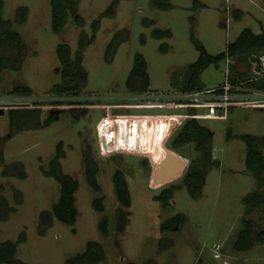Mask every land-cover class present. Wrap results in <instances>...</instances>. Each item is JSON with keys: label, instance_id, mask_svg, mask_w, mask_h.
Masks as SVG:
<instances>
[{"label": "rangeland", "instance_id": "obj_1", "mask_svg": "<svg viewBox=\"0 0 264 264\" xmlns=\"http://www.w3.org/2000/svg\"><path fill=\"white\" fill-rule=\"evenodd\" d=\"M113 1L79 0L77 14L85 19V24L79 26L69 8L66 26L56 33L52 29L51 0H5L4 18L12 20L13 29L21 34L24 51L20 70L5 69L0 74V101L33 97L38 99L33 106L10 108L39 109L42 117L41 126L12 134L9 115H0V145L5 157L0 162V196L7 198L14 208L7 220L0 219V242L16 241L26 232V241L18 244L17 257L27 264H65L68 258L83 252L91 240L99 241L106 251V259L100 264H146L148 260L157 264H264V244L256 243L245 251L234 247L247 207L243 197L252 192L264 194V185H259L246 171L247 146L239 137L244 133L264 136V101L260 105L218 110L190 103L167 104L168 100L163 101L167 103L131 101L128 97L139 94L129 92L126 87L134 56L142 53L148 63L151 85L149 91L140 94H178L190 64L200 55L192 37L199 38L209 53L217 55L226 51L245 28L263 33L264 0H170L173 7L169 10L157 8L152 0H118L116 16L101 17ZM22 6H27L29 13L20 22L17 11ZM98 19L101 27L94 33L92 24ZM157 28L170 29L172 35L155 38L152 32ZM123 29L127 30L128 38L107 59L108 44ZM83 32L88 37L95 36L85 49L80 48ZM165 42L168 50L164 52L161 45ZM61 43L70 45L74 61L81 53L87 72L82 74L85 79L82 90L69 89L63 93L55 90L59 83L69 85L75 70H70L64 80L58 53ZM250 61L240 59L236 66L240 72L254 77ZM227 67L226 61L208 67L201 75L206 87L227 81L230 78ZM175 82H179L178 87L173 86ZM19 86L30 87L32 93L16 92ZM240 86L247 93L256 90L246 84ZM55 97L62 100L53 102ZM166 104L168 107L163 108ZM96 105L100 108L96 109ZM191 112L225 114L223 118L197 117L213 132V157L218 160V165L210 169L198 200L181 183L199 152L193 144L182 148L187 156L171 148L176 132L187 120L181 115ZM124 119L137 122L141 131L134 124L127 125L128 128H122V124L119 128L111 124L103 126L109 148H116L102 152L100 124ZM179 123L178 129L167 137L168 127ZM132 132L135 137H131ZM55 157L58 169L79 182L75 194L79 213L75 224L56 218L41 235L40 213L51 210L61 196V183L44 172L52 169ZM88 157L99 166V192L87 181ZM17 165L26 171V178L3 175L5 169L13 170ZM117 170L125 173L132 194V206L126 208L131 221L124 233L117 230L116 211L122 206L113 181ZM172 184L177 190L170 206L154 199L155 194ZM17 193L23 199L21 203L16 200ZM97 198L104 202L103 211L94 206ZM179 213L187 216L186 223L164 233L162 224ZM104 216L109 219L108 236L102 234L99 226ZM251 216L256 231L264 229V204L253 210Z\"/></svg>", "mask_w": 264, "mask_h": 264}, {"label": "trees", "instance_id": "obj_2", "mask_svg": "<svg viewBox=\"0 0 264 264\" xmlns=\"http://www.w3.org/2000/svg\"><path fill=\"white\" fill-rule=\"evenodd\" d=\"M79 0H51L52 4V29L54 32H61L66 26L69 8L75 13V19L79 26L85 24V19L77 14ZM153 5L162 10L171 9L172 3L170 0H152ZM118 0H114L105 10L101 17H114L117 13ZM5 0H0V74L5 70H20L23 61L24 43L22 42L21 34L13 29L12 20L4 18ZM29 8L22 6L18 8L17 17L20 22L27 19ZM241 15L237 12V17ZM101 27L100 19L95 20L92 24L93 32L96 33ZM155 38L161 39L170 37L172 31L170 29H154L152 32ZM128 38L126 29L118 31L106 49L107 59H111L112 54L117 47ZM95 40V36L88 37L83 32L81 36V49H85L90 43ZM197 49L200 51L199 58L190 64L189 72L186 81L179 86L180 92H193L206 87L201 79L202 73L211 65H219L221 61H225L228 56H232L245 61H257V56L264 53V32L256 34L251 28H245L235 41L229 43L226 51L217 55L209 53L199 38L193 36ZM167 43L161 45L162 51H167ZM59 58L64 67V80L68 78L69 71L74 70L70 84L59 83L55 86V90L59 93L67 92L69 89L82 90L85 85V79L82 74L86 75V70L82 66V56L78 52L76 61L72 59L71 47L67 43H61L58 47ZM250 61V62H251ZM237 64L230 65V78L232 84H246L250 88L264 90V79L251 81V78L244 72H240ZM242 77L241 80L239 77ZM77 83V85H74ZM151 76L148 71V63L146 57L142 53H137L134 56L133 67L126 81V87L129 92L143 93L150 90ZM179 82L173 84L178 87ZM16 92L32 93V89L28 86H19ZM190 114H195L191 112ZM12 125V134L26 128H34L41 126L42 110L35 108L27 109H11L8 112ZM11 134V135H12ZM9 135V136H11ZM228 136L232 133L229 131ZM247 146L246 168L247 172L254 176L259 185H264V136L244 133L239 135ZM213 132L206 125L202 124L198 118L190 117L176 132L171 148L187 156L182 148L189 144L194 145V149L199 152L198 158L192 159L187 172L183 178L181 186L186 188L194 199H200L203 195V188L207 181V176L213 165H218V160L213 157ZM62 149H59V153ZM5 157L0 145V162H4ZM51 170H44L45 174L53 175L61 183V196L51 210H44L39 215L38 233L44 235L47 230L54 224L55 219H59L67 224H75L78 216V208L76 206V192L79 189V182L72 176L64 175L57 167V157L52 161ZM55 165V166H54ZM16 168L5 169L4 176L15 175L20 178H26V171L20 166ZM19 169L17 172L16 169ZM86 177L89 185L95 190L100 191L101 185L98 180L99 166L95 160L88 157L85 161ZM115 191L121 203V207L116 211L117 230L124 233L131 218L126 208L132 206V194L129 187L128 179L124 172L117 170L113 176ZM177 186L172 184L163 188L159 193L154 195V199L161 202L164 206H170L171 201L175 197ZM16 200L22 202L23 199L19 193L16 194ZM243 203L247 206L245 214L241 219L243 228L237 233V240L234 244L238 251L249 250L256 243L264 244V229L256 231V224L251 216V212L264 204V194L260 192H252L243 197ZM94 206L98 211L104 210V202L101 198L94 201ZM14 208L9 205L7 198L0 196V219L5 221L10 217ZM187 216L182 213L176 214L168 218L161 226L164 233L171 232L175 228L186 223ZM100 230L103 235L108 236L109 219L104 216L100 223ZM26 232H22L18 240H7L0 242V263L4 264H27L17 257L18 244L26 241ZM106 259V251L99 241L91 240L86 244L83 252L70 257L65 264H100ZM134 264V263H130ZM146 264H157L154 260H148Z\"/></svg>", "mask_w": 264, "mask_h": 264}, {"label": "built area", "instance_id": "obj_3", "mask_svg": "<svg viewBox=\"0 0 264 264\" xmlns=\"http://www.w3.org/2000/svg\"><path fill=\"white\" fill-rule=\"evenodd\" d=\"M257 61H251L253 63V66L251 68V71H253L255 73V76L253 78H251V81L253 80H258V79H264V53L257 56ZM238 59L232 56H228L226 58V63H227V72H230V65L231 64H237ZM240 85H244L243 83L240 84H232L229 79L227 81H225L224 83H222L221 85L215 86V87H205L203 89L200 90H196L193 92H179L178 94H175L173 96H162L159 94H140L137 93L139 95H135L132 96L131 98H129V100L132 101L133 100H153V101H160L161 103H167V102H163L165 100H168L167 104H188L190 103V105L193 106H208L206 108L209 107H215L218 110H226L227 108H229V106H236V105H248V104H262V102L260 101H264V90L261 89H254L252 91V93H247L246 90H244L243 88H241ZM132 93V92H131ZM127 99V98H126ZM38 100V99H37ZM37 100L33 99V97H26V96H19V97H15L12 98L10 100H3L4 102L0 101V109L4 110L5 113L8 114L9 110H11V108L14 107H19V106H27L28 105H32L33 106V102H36ZM62 98H56L53 99V102L55 101H61ZM121 101V100H120ZM171 102V103H170ZM167 104L165 106H162L163 108H165L167 106ZM12 105V107H11ZM11 107V108H10ZM13 107V108H14ZM96 109H99L100 106L96 105L94 106ZM168 107V106H167ZM136 116V115H135ZM133 116V117H135ZM143 116V115H140ZM153 116V115H152ZM156 116L158 117L159 115L156 114ZM166 117H180V115L178 114H165ZM182 117H204V118H212V117H218V118H223L225 117V114H219V115H215V114H206V115H201V114H185V115H181ZM132 117V116H131ZM182 122V121H181ZM180 122V123H181ZM179 124H172V126H169L168 128V135L167 137H169L172 133L175 132V130L178 129V127L180 126ZM107 124H111L114 125V127H118L119 128V124H122V128H128V126L134 124V128H138L140 131L142 129L141 125H139L137 122L133 121V120H117L115 122H109L108 120L102 122L100 124L101 129L99 130V133L101 135V140H102V152H104V150H106V152H111L113 150H111L108 146V143L106 142V138L103 136L102 130H103V126L107 125ZM132 136L131 137H135V132H132ZM122 147V146H120ZM125 147V146H124ZM156 176L153 175V179H155ZM153 183V180H152Z\"/></svg>", "mask_w": 264, "mask_h": 264}, {"label": "water", "instance_id": "obj_4", "mask_svg": "<svg viewBox=\"0 0 264 264\" xmlns=\"http://www.w3.org/2000/svg\"><path fill=\"white\" fill-rule=\"evenodd\" d=\"M2 114H5V111L0 109V115ZM174 160H176L175 162L177 163L179 159L175 158V157H172ZM183 162V161H182ZM161 172V171H160ZM161 175H162V172H161ZM165 177H163L161 180H164Z\"/></svg>", "mask_w": 264, "mask_h": 264}, {"label": "crops", "instance_id": "obj_5", "mask_svg": "<svg viewBox=\"0 0 264 264\" xmlns=\"http://www.w3.org/2000/svg\"><path fill=\"white\" fill-rule=\"evenodd\" d=\"M248 105H249V104H248ZM250 105H252V104H250ZM256 105H257V104H256ZM258 105H259V104H258ZM173 151H174L175 153L177 152V151H176V150H174V149H173Z\"/></svg>", "mask_w": 264, "mask_h": 264}]
</instances>
